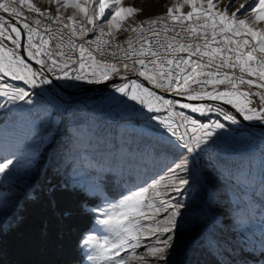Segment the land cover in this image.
Returning a JSON list of instances; mask_svg holds the SVG:
<instances>
[{
    "label": "snow or ice",
    "instance_id": "1",
    "mask_svg": "<svg viewBox=\"0 0 264 264\" xmlns=\"http://www.w3.org/2000/svg\"><path fill=\"white\" fill-rule=\"evenodd\" d=\"M48 3L56 5L55 14L33 0H0V108L11 105L19 116L18 126H27L35 137L42 129L52 134L58 123L53 112L38 114L39 109L29 107L36 94L29 88L47 85L50 88H41V95L51 91L61 96L50 76L65 89L78 87L75 82L110 84L135 102L124 103L133 114L155 122L147 123L145 134L154 141L152 158L165 174L107 208L98 223L108 235H90L84 244L91 247L88 258L96 264H170L178 244V218L186 205L174 201L169 192L187 191L204 169L221 170L223 162L213 150L245 139L241 127H234L242 121L255 122L264 135V0H243L231 12L228 6L218 8L221 0H183L165 14L138 22L139 9L124 6V0ZM184 5L191 10L183 12ZM61 8L73 11L64 15ZM117 31L129 33L122 43L115 42ZM130 74L151 87L129 79ZM116 78L125 82L113 83ZM54 107L65 105L57 100ZM22 143H9L7 135H0V144L12 149L13 157L0 162V175L15 171L14 158Z\"/></svg>",
    "mask_w": 264,
    "mask_h": 264
},
{
    "label": "rangeland",
    "instance_id": "2",
    "mask_svg": "<svg viewBox=\"0 0 264 264\" xmlns=\"http://www.w3.org/2000/svg\"><path fill=\"white\" fill-rule=\"evenodd\" d=\"M33 2L55 13L56 5L48 0ZM182 2L124 0V6L139 9L135 15L138 22L153 13L165 14L169 6ZM241 2L232 0L229 6L228 0H221L218 8L223 10L228 6L229 12L235 11ZM190 10L188 5L182 9L185 13ZM60 11L70 15L73 9ZM124 35V31H117L116 39ZM131 76L128 78L133 79ZM12 83L24 86L22 82ZM57 87L66 92L77 88ZM41 88L48 90L50 86L28 89L36 93L29 107L39 109L38 114L54 113L58 123L52 134L42 129L32 137L27 126H18L19 116L10 110L11 105L0 108V135H7L9 143L23 140L14 158L15 171L8 176L0 175V225L5 227L15 219L24 199L33 196L49 173H58L66 183L81 186L95 199L91 210L96 220L82 241L85 257L82 264H96L89 260L92 249L84 241L90 235L101 238L108 235L105 226L98 223L104 211L165 174L162 165L152 158L154 141L145 134L147 123L155 122L133 114L124 102L127 105L135 102L127 101L112 87L66 97H57L51 91L41 95ZM165 95L174 98L168 96L171 94ZM57 100L65 108L54 107ZM144 112L147 114L146 109ZM38 114L34 113L33 117ZM241 129L245 139L217 145L213 150L223 162L221 170L204 169L192 178L187 191L169 192L174 201L186 205L182 218H178V244L169 257L170 264H264L261 251L264 245V135L261 129ZM11 150L0 144V162L4 157L13 158L9 155ZM143 251V248L137 249L138 254Z\"/></svg>",
    "mask_w": 264,
    "mask_h": 264
},
{
    "label": "trees",
    "instance_id": "3",
    "mask_svg": "<svg viewBox=\"0 0 264 264\" xmlns=\"http://www.w3.org/2000/svg\"><path fill=\"white\" fill-rule=\"evenodd\" d=\"M39 186L15 219L0 225V264H82V241L96 220L95 199L58 173H49Z\"/></svg>",
    "mask_w": 264,
    "mask_h": 264
},
{
    "label": "water",
    "instance_id": "4",
    "mask_svg": "<svg viewBox=\"0 0 264 264\" xmlns=\"http://www.w3.org/2000/svg\"><path fill=\"white\" fill-rule=\"evenodd\" d=\"M23 43H26L25 42V38H22V44ZM22 54H24L23 52H22ZM33 63V66L34 67H39V66H37V65H35V63H34V61L32 62ZM133 79H140L139 77H137V76H135V75H133V76H131ZM50 78H52L53 79V77H51L50 76ZM122 81H124V80H121L120 78H116V79H114L112 82L113 83H119V82H122ZM53 83H54V85H56V82H54V80H53ZM56 86H58V85H56ZM103 86H110V84H96V85H90V84H87V85H83V86H78L77 88H75V89H73V90H70L69 92H66V91H63L62 89H61V92L64 94V95H66V96H69V95H74V94H78V93H83V92H92V91H94V90H97V88H101V87H103ZM58 92V91H57ZM168 95V94H167ZM168 96H171V95H168ZM172 97V96H171ZM174 98H176V99H182L183 101H186L185 100V98H179V97H174ZM226 107H230V106H226ZM234 111V110H233ZM239 118V117H238ZM242 123H244V124H246V125H248V126H250V127H253V128H259V129H261L260 128V126L259 125H256L255 124V122H243L242 121Z\"/></svg>",
    "mask_w": 264,
    "mask_h": 264
},
{
    "label": "built area",
    "instance_id": "5",
    "mask_svg": "<svg viewBox=\"0 0 264 264\" xmlns=\"http://www.w3.org/2000/svg\"><path fill=\"white\" fill-rule=\"evenodd\" d=\"M53 14H55V13H53ZM29 15H34V14H30L29 13ZM158 15H162V13H153V15H150V16H147V17H144L143 19H141V21L142 20H144V19H146V18H153V17H155V16H158ZM186 23H188L187 21H186ZM53 27H55V25H53ZM41 31H42V29H41ZM177 31H179V29H177ZM98 34V33H97ZM173 33H168V35L169 36H171ZM129 35V33H127V32H125V35L123 36V37H121V38H118V39H115V42H117V43H122L126 38H127V36ZM134 35V34H133ZM45 37L47 38V34H45ZM89 39H91V38H94V36L92 35V34H89V37H88ZM108 37H105V39H107ZM150 39H151V37H150ZM160 39H161V42H164V36H163V34L161 35V37H160ZM52 47L53 48H55V41H52ZM134 46H136V47H138V45H134ZM214 47L215 46H218V45H213ZM155 50V49H154ZM163 49H161V52L163 53ZM178 55H183V56H185V57H187V53H179ZM196 57H193V59H195ZM203 62V61H202ZM152 65L151 64H149V67H151ZM165 67H167V64H166V62H165ZM214 70V69H213ZM222 71H228L227 69H223ZM236 71V73H237V75L239 74V70L237 69V70H235ZM75 83H77L79 86H83V84L84 85H87V83H85V82H75ZM90 85H92V84H90ZM159 91V90H158Z\"/></svg>",
    "mask_w": 264,
    "mask_h": 264
},
{
    "label": "bare ground",
    "instance_id": "6",
    "mask_svg": "<svg viewBox=\"0 0 264 264\" xmlns=\"http://www.w3.org/2000/svg\"><path fill=\"white\" fill-rule=\"evenodd\" d=\"M56 90L61 94V96H65V97H66V95H64V94L61 92V89H59L57 86H56Z\"/></svg>",
    "mask_w": 264,
    "mask_h": 264
},
{
    "label": "crops",
    "instance_id": "7",
    "mask_svg": "<svg viewBox=\"0 0 264 264\" xmlns=\"http://www.w3.org/2000/svg\"><path fill=\"white\" fill-rule=\"evenodd\" d=\"M52 47V44L50 45ZM53 48V47H52Z\"/></svg>",
    "mask_w": 264,
    "mask_h": 264
}]
</instances>
